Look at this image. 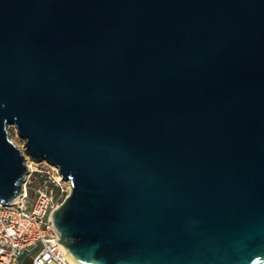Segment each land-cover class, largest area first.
<instances>
[{
	"label": "water",
	"instance_id": "water-1",
	"mask_svg": "<svg viewBox=\"0 0 264 264\" xmlns=\"http://www.w3.org/2000/svg\"><path fill=\"white\" fill-rule=\"evenodd\" d=\"M24 155L77 264H264V0H0L2 205Z\"/></svg>",
	"mask_w": 264,
	"mask_h": 264
},
{
	"label": "built area",
	"instance_id": "built-area-1",
	"mask_svg": "<svg viewBox=\"0 0 264 264\" xmlns=\"http://www.w3.org/2000/svg\"><path fill=\"white\" fill-rule=\"evenodd\" d=\"M24 157L27 171L20 196L10 204H0V264H18L24 252L29 254L22 264L27 259L29 264H71L50 221L51 213L61 203L57 196L65 193L66 198L70 183L48 161H28V156ZM30 186L33 201L29 198Z\"/></svg>",
	"mask_w": 264,
	"mask_h": 264
},
{
	"label": "rangeland",
	"instance_id": "rangeland-1",
	"mask_svg": "<svg viewBox=\"0 0 264 264\" xmlns=\"http://www.w3.org/2000/svg\"><path fill=\"white\" fill-rule=\"evenodd\" d=\"M7 130H8V134H9V137H10L11 141H12L16 146H18L21 150H23V147H24V140L18 135V132H17L16 128H15L13 125H9V126L7 127ZM35 181H36V180H35ZM31 186H32V185H31ZM31 186H30V189H29V198H30V201H33V199H34V194H33L32 190H31ZM64 196H65V193L63 194L62 197H59V195H58V196H57V199H59L58 201H59V202H60V201L62 202L63 199L65 198ZM29 260H30V259H27V260L25 261L24 264H29Z\"/></svg>",
	"mask_w": 264,
	"mask_h": 264
},
{
	"label": "bare ground",
	"instance_id": "bare-ground-1",
	"mask_svg": "<svg viewBox=\"0 0 264 264\" xmlns=\"http://www.w3.org/2000/svg\"><path fill=\"white\" fill-rule=\"evenodd\" d=\"M30 158V157H27V159ZM28 161H31L30 159H28ZM66 257L68 259V261L71 263V264H77L76 262H74L70 257H68V255L66 254Z\"/></svg>",
	"mask_w": 264,
	"mask_h": 264
}]
</instances>
